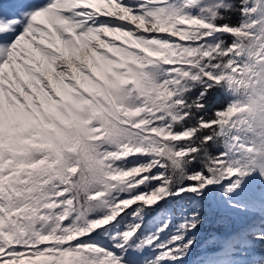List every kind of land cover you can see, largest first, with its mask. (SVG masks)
I'll use <instances>...</instances> for the list:
<instances>
[{
	"label": "snow or ice",
	"instance_id": "snow-or-ice-1",
	"mask_svg": "<svg viewBox=\"0 0 264 264\" xmlns=\"http://www.w3.org/2000/svg\"><path fill=\"white\" fill-rule=\"evenodd\" d=\"M0 264H264V0H0Z\"/></svg>",
	"mask_w": 264,
	"mask_h": 264
}]
</instances>
